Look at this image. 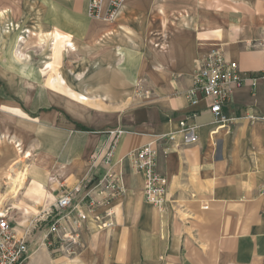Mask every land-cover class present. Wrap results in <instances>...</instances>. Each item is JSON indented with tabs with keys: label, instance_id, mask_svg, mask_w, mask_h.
<instances>
[{
	"label": "crops",
	"instance_id": "1",
	"mask_svg": "<svg viewBox=\"0 0 264 264\" xmlns=\"http://www.w3.org/2000/svg\"><path fill=\"white\" fill-rule=\"evenodd\" d=\"M87 4L0 0V27L28 28L43 37L32 47L49 54L38 83L42 70L10 56L18 39L0 30L9 49L0 48V131L12 137L0 139V203H34L31 217L86 179L100 199L95 186L110 171L124 185L110 201L114 226L89 222L78 264H264V0H124L111 21L89 15ZM55 35L58 47L49 44ZM66 38L72 49L62 47ZM213 47L255 77L234 88L223 107L232 120L220 128L208 100L191 106L186 97L195 63ZM181 119L198 126V138L160 151L167 191L159 211L144 199L142 173L121 158L175 132ZM111 128L123 133L107 165L102 131ZM20 171L13 183L8 173ZM47 255L34 251L28 264Z\"/></svg>",
	"mask_w": 264,
	"mask_h": 264
},
{
	"label": "built area",
	"instance_id": "2",
	"mask_svg": "<svg viewBox=\"0 0 264 264\" xmlns=\"http://www.w3.org/2000/svg\"><path fill=\"white\" fill-rule=\"evenodd\" d=\"M123 1L109 0L103 9V0H88L87 12L93 17L111 21ZM262 48L264 51V40ZM261 77L264 79V70ZM254 78L242 72L236 61L228 60L220 48L213 47L195 63L193 85L187 90L186 97L191 106L198 105L202 99L208 100L207 108L218 123L217 128L225 127L232 118L224 114L223 107L230 100L234 88ZM137 93H142L141 88L137 89ZM248 118L253 120L255 116ZM197 127L196 124L181 119L175 132L154 135L150 141L121 158L122 162L128 161L135 171L142 173L144 199L159 211L165 209L167 178L157 170V157L160 151L166 153L178 137L184 145L196 142ZM102 132L108 139L102 160L109 165L123 130L111 128ZM99 154L100 152L91 157L95 160ZM89 186L90 181L86 179L64 191L52 204L29 217L27 225L21 231V223L10 214L9 207L0 212V264H28L35 251L31 247L33 233L42 224L45 228L41 230L37 248L45 247L53 255H65V264H74L77 253L84 245L83 232L88 228L89 222L99 231L114 226L110 201L124 191L122 179L115 177L110 171H106L95 186L102 194L100 199L91 193Z\"/></svg>",
	"mask_w": 264,
	"mask_h": 264
},
{
	"label": "rangeland",
	"instance_id": "3",
	"mask_svg": "<svg viewBox=\"0 0 264 264\" xmlns=\"http://www.w3.org/2000/svg\"><path fill=\"white\" fill-rule=\"evenodd\" d=\"M2 26H3L2 28H4L7 33L12 32V34L9 35V37H4L6 40L7 39L8 40L15 39V37L18 39V46L17 47H11L10 56H12V57L15 56V58L18 57V58L25 59V62H27V63H30V62L33 61L32 62V64L34 65L33 68H39L40 70H42V73H43L41 76H39V78H38V80L36 82L45 83L46 80H47V75H45V72L47 71V69L44 66L47 63L44 61L45 60L44 58H46V55L49 56V54L47 53L48 52L47 48L44 49V47H40L39 45L37 47H32V46H36L35 44L38 43V39L41 40L43 37L41 36L40 38L36 39L35 37H38V36L37 35L32 36L31 32L30 33L28 32V28H24V29L19 28L12 21L11 22H7V23H6V21H4L2 23ZM2 28L0 27L1 33L3 31ZM31 37H34L35 41H31L32 40ZM56 37H58V36L55 35L54 38H51V37L49 38V40H50L49 44H51L52 47H54V46L58 47L59 46L58 43H57ZM4 38H3V40H5ZM57 39L60 41V38H57ZM67 39L68 38H66L62 42V47H65L66 41L71 42L69 39L68 40ZM32 42H35V43H32ZM72 45H73V43H72ZM0 48H1V50L4 48V49H6L7 52L9 51V49H7L8 47H3V48L0 47ZM44 54H46V55H44ZM27 56H29V57H27ZM13 61H17V60H13ZM51 62H53V61H51ZM51 62H49L48 64L52 65L53 63H51ZM23 67H24V69L26 68L25 66H23ZM0 83H1V86H2V82L1 81H0ZM15 99L17 100V102L22 103L21 99H19V98H15ZM0 127L2 128L1 122H0ZM3 130H5V129H3ZM7 136L8 135L6 133L4 134L3 132L0 131V139L6 138L7 140L8 139L11 140L12 137L11 136L7 137ZM12 144H13L14 147H15V145H17V144H15V142L12 143ZM14 168H15V164L11 167V169L15 170ZM22 172H24V171L17 172V175L19 177V179H18L19 183H20L21 180H23V176H21ZM11 174H12L11 172L8 173V177L13 182V179L11 178ZM12 185H13V183H12ZM8 187H9V185H8ZM4 188H5V184L3 183L2 190H4ZM13 188H14V185H13V187H11V190H13ZM13 193H14V190H13V192L12 191L11 192H7L6 195H8L9 199L14 200L16 198V195L19 194V193H18V190H17L16 195L14 196V198H13V196L11 197V195H13ZM3 197H5V196H3ZM7 204L10 205V207H9L10 214H13V216L19 222V224L21 223L22 227L20 226V231L23 229V226L27 225L26 221L30 217L29 214H31V212H37V208H33L32 209L31 206H30V205L35 206L36 204H34V203H0V212H2L4 210V208H5V206ZM23 212H25L26 213L25 215H27L28 217L27 216L23 217ZM44 228H45V225L42 224L38 229H36L34 231V233H33V241H32V245H31L32 250H35V253L38 252L40 249H45L47 251V253H48L47 260H45L44 257H41L40 261H39V264H65V262H67V257L65 255H62V256H59V254L53 255V254L50 253L49 249H47L45 247H38L37 248V245L39 244L38 239H39V236H41L40 233L42 232L41 230H43ZM83 241H84V238H83ZM79 252L77 253V256H78ZM69 264H71V263H69ZM74 264H78L77 257L75 258Z\"/></svg>",
	"mask_w": 264,
	"mask_h": 264
},
{
	"label": "bare ground",
	"instance_id": "4",
	"mask_svg": "<svg viewBox=\"0 0 264 264\" xmlns=\"http://www.w3.org/2000/svg\"><path fill=\"white\" fill-rule=\"evenodd\" d=\"M65 47H69V48H73V45H72V43L71 42H68V41H66V43H65ZM20 165H21V163H20ZM16 167V166H15ZM21 167V166H20ZM23 168V167H22ZM15 169V168H14ZM21 169V168H20ZM14 174V173H13ZM13 176V175H12ZM12 179H13V183H19V177H18V175H16L15 177H11ZM8 183V182H7ZM12 184V183H11ZM14 185V184H13ZM13 185H12V187H13ZM16 185V184H15ZM14 188H15V186H14ZM14 188H13V190H14ZM11 190V189H10ZM13 190H12V192H13Z\"/></svg>",
	"mask_w": 264,
	"mask_h": 264
},
{
	"label": "trees",
	"instance_id": "5",
	"mask_svg": "<svg viewBox=\"0 0 264 264\" xmlns=\"http://www.w3.org/2000/svg\"><path fill=\"white\" fill-rule=\"evenodd\" d=\"M81 127V126H80Z\"/></svg>",
	"mask_w": 264,
	"mask_h": 264
}]
</instances>
